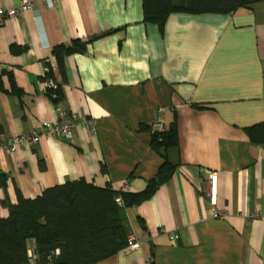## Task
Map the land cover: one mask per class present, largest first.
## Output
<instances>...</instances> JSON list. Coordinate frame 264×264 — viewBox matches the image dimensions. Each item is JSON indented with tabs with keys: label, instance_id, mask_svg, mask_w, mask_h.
I'll list each match as a JSON object with an SVG mask.
<instances>
[{
	"label": "crops",
	"instance_id": "0c3cea01",
	"mask_svg": "<svg viewBox=\"0 0 264 264\" xmlns=\"http://www.w3.org/2000/svg\"><path fill=\"white\" fill-rule=\"evenodd\" d=\"M32 1L35 11L0 23V143L44 131L61 112L93 125L78 124L74 141L44 135L0 149V220L20 197L69 182L142 194L169 162L171 180L128 208L141 250L97 264H264V145L250 136L264 124V0L175 12L162 26L144 21L143 0ZM76 40L90 43L65 56L64 79L55 52ZM46 67L62 91L57 104ZM160 109L175 130L166 158L152 146Z\"/></svg>",
	"mask_w": 264,
	"mask_h": 264
},
{
	"label": "trees",
	"instance_id": "16d2710c",
	"mask_svg": "<svg viewBox=\"0 0 264 264\" xmlns=\"http://www.w3.org/2000/svg\"><path fill=\"white\" fill-rule=\"evenodd\" d=\"M181 1L187 7L174 0H143L144 21L162 26L175 12L230 13L243 5L233 0ZM89 43L76 40L56 50L64 79L65 56L85 53ZM14 93L21 95L15 85ZM57 94L56 104L62 101L61 89ZM250 136L253 143L264 145V124L250 129ZM174 140V128L166 129L153 134L152 146L166 158ZM174 173L175 167L166 162L147 190L137 195L80 180L51 188L34 200L20 197L10 217L0 220V264H97L120 253L131 235L128 208L150 199ZM30 251L37 257L35 263Z\"/></svg>",
	"mask_w": 264,
	"mask_h": 264
},
{
	"label": "built area",
	"instance_id": "2783aa9c",
	"mask_svg": "<svg viewBox=\"0 0 264 264\" xmlns=\"http://www.w3.org/2000/svg\"><path fill=\"white\" fill-rule=\"evenodd\" d=\"M44 3L47 4L49 8H54L55 4L59 0H42ZM35 4L32 0H20V5L16 9H4L0 8V23H3L6 18L16 17L22 12L26 11H35ZM44 87L45 91L49 94L52 100L58 99V91L60 90V86L58 83L50 77V68H45V80H44ZM160 115L156 123L154 124L152 130L154 134H163L166 130L164 120H163V109L159 111ZM82 123L88 130H91L93 122L86 118H81L77 115H70L65 112H61V120L56 123H44L42 124V128L44 131L35 130L30 134H24L21 136H17L9 140L7 143H0V149L4 148L9 152H16L25 144H36L40 140V138L44 135L53 137V138H66L70 141H74L76 137V127L78 124ZM161 140V139H160ZM210 196L211 194L208 193ZM215 217H223L220 211L215 210ZM178 236H172L171 240H177ZM141 250V243L137 241V239L130 235L127 240V246L125 247L124 251L126 252H135ZM30 256L32 258V262L35 263L37 257L30 251ZM60 252L57 251V255ZM151 264V262H148Z\"/></svg>",
	"mask_w": 264,
	"mask_h": 264
},
{
	"label": "rangeland",
	"instance_id": "374dc122",
	"mask_svg": "<svg viewBox=\"0 0 264 264\" xmlns=\"http://www.w3.org/2000/svg\"><path fill=\"white\" fill-rule=\"evenodd\" d=\"M29 247H31V246L29 245Z\"/></svg>",
	"mask_w": 264,
	"mask_h": 264
}]
</instances>
